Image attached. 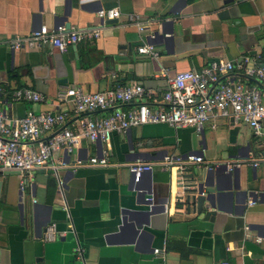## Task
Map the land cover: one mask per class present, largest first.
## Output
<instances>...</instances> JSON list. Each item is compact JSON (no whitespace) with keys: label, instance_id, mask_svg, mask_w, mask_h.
I'll list each match as a JSON object with an SVG mask.
<instances>
[{"label":"crops","instance_id":"0c3cea01","mask_svg":"<svg viewBox=\"0 0 264 264\" xmlns=\"http://www.w3.org/2000/svg\"><path fill=\"white\" fill-rule=\"evenodd\" d=\"M65 2L0 0V98L9 118L30 111H65V124L75 127L84 114H75L70 102H58L61 88L100 92L136 82L149 91L143 99L154 107L162 100L168 78L179 71H199L212 61L244 56H257L264 64V0H71L66 16ZM114 7L119 8L120 18L101 24L97 10ZM130 13L139 15L148 29L139 31L129 24L126 16ZM163 20L172 22V31L166 35L170 40L153 45L159 55L138 53V46L149 44V31L159 28ZM60 24L101 32L63 53L48 46L12 49L7 43L40 25L52 29ZM242 75L234 71L221 78ZM244 80L257 85L254 79ZM17 88L37 91L43 100L13 101ZM110 111L97 109L89 114L105 116ZM58 130L57 126L50 134ZM200 131L144 124L113 133L108 144L82 139L71 152H53L51 161L62 163L57 164V173L50 166L26 177L0 170V264H218L222 260L264 264V146L242 150L248 142L264 140V124L257 134L243 121L225 117L207 121ZM103 150L108 152L109 165L71 167L76 160L101 156ZM238 150L243 158L230 159ZM189 153L203 156L204 163L188 166L181 174L183 182L196 178L205 164H238L232 165L238 176L230 173L231 165L219 174L221 189L200 214L192 204L186 210L185 182L176 183L174 170L154 167L149 189L144 185L146 174L136 183V190L131 189L134 182L128 162L137 158L155 162L166 154L184 158ZM251 158L259 160L257 166L248 164ZM58 176L64 182L62 191ZM237 181L253 194L244 193L237 200L229 195ZM137 194L164 211L150 216L140 232L113 235L121 209L145 208L135 204ZM22 197L35 204L23 222L16 209ZM47 218L50 222L45 228L55 226L49 241L43 240L44 231L37 228ZM77 248L82 256L76 255Z\"/></svg>","mask_w":264,"mask_h":264},{"label":"built area","instance_id":"2783aa9c","mask_svg":"<svg viewBox=\"0 0 264 264\" xmlns=\"http://www.w3.org/2000/svg\"><path fill=\"white\" fill-rule=\"evenodd\" d=\"M96 16L102 22L120 18L121 12L117 7L100 8ZM126 19L129 24L136 26L137 30L146 29V24L139 15L130 13ZM100 32V29H69L63 24L52 29L40 25L28 34L11 38L7 43L12 49L48 46L63 53L79 41L97 38ZM137 52L155 58L159 55L152 44L138 46ZM234 71L243 75L221 78V75ZM244 77L254 79L257 85L247 83ZM145 95L149 96V91L136 82L117 85L100 92H85L74 86L61 88L57 92L58 102H70L75 114H84L77 120L75 127L65 124V111H30L20 118H9L5 112V101L0 98V170L15 171L21 177H26L35 169L50 166L57 173L59 163L51 161L53 152L60 149L71 152L80 145L82 139L99 140L108 144L113 133H123L131 127L144 124L162 123L174 128L193 127L200 131L207 121L226 117L233 121H243L259 134L264 124V64L257 60V56H244L233 61L218 59L203 66L199 71H179L168 78L167 89L157 106H150L143 99ZM12 100L39 102L43 100V96L29 88H17L12 93ZM118 103L131 105L120 108L116 106ZM106 108L111 111L105 116L89 114ZM57 126L60 130L50 134ZM42 137L45 139H41ZM32 142L37 144L33 145ZM258 161L251 158L247 163L257 166ZM202 163L203 156L189 153L184 158L166 154L155 162L137 158L126 166L134 183L140 180L144 172L158 167L174 170L176 183L180 185L183 182L181 174L187 171L188 166ZM107 165L108 152L103 150L101 156H90L84 162L76 160L71 167ZM218 165L205 164L204 168H216ZM57 180L58 190L62 191L64 182L59 176ZM183 188H186V185L183 184ZM54 231V224L45 228L43 240H52ZM261 240V237L256 238L257 242ZM154 252L158 253L159 249H154ZM76 255L82 256V250L77 248ZM218 264L230 262L222 260Z\"/></svg>","mask_w":264,"mask_h":264},{"label":"water","instance_id":"95a60500","mask_svg":"<svg viewBox=\"0 0 264 264\" xmlns=\"http://www.w3.org/2000/svg\"><path fill=\"white\" fill-rule=\"evenodd\" d=\"M70 8H71V0H66L65 9H64L65 16L68 15ZM115 21L116 19H111V20L102 21V23H113ZM170 26H172V22L170 20H163L162 22H160L159 28L150 30L149 34H147L146 36L147 42L149 44L155 45V44L170 40V38H167L169 36H166L172 31ZM147 29L148 28H146V30ZM96 142H100V141L96 140ZM261 146H264V140L248 142L245 146L242 147V150H245L248 152L251 150L255 151L257 150V148ZM240 152L241 150L240 151L238 150V153L236 155L230 156V159L243 158V156L239 154ZM234 163L235 162L223 161L216 168L210 167L200 172L194 179H191V180L184 179V182H185L184 185H186L185 190L187 191V194L185 195V198H184V201L186 203V206H185L186 210L189 211L190 205L192 204L193 209L198 214H200L206 203L211 205L212 204L211 198L213 197V195L218 189H221L218 183L219 174L221 172L226 171L228 168V165H231L230 173H234L235 175L238 174L237 171H234L236 169L232 168V167H235V166H232L234 165ZM143 174H146L144 185L145 187H148L149 189V182H150V176L152 174V170H148L144 172ZM135 186H136V183L130 184L131 189H135ZM244 193L245 194L249 193L248 195L253 194L252 191L248 192V188H241L240 182L237 181L236 184L233 186V191L232 192L230 191L229 195H234L235 199L237 200V197H239L240 195H244ZM135 204L137 206H143L145 208L142 210H130L127 208L121 209L120 216H119L120 221L117 225V233L113 235H116V236L124 235V234L131 235V234L140 232L142 231L143 226L149 224L150 216L164 211L162 207L156 206L152 202L146 200V196L142 194H137L135 196ZM34 206L35 204L28 202L26 198L22 197L20 199V202L18 203L16 209H17V214L21 222L24 221V217H25L26 212L28 211V208H34ZM48 222H50L49 218H47V220H45L41 224H38L37 228L40 233L42 231H45V227L48 224Z\"/></svg>","mask_w":264,"mask_h":264}]
</instances>
